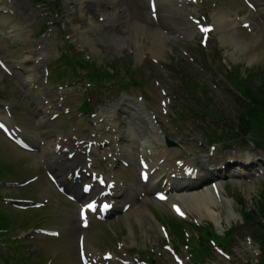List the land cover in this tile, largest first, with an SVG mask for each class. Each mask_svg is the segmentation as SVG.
Listing matches in <instances>:
<instances>
[{"label": "rangeland", "instance_id": "obj_1", "mask_svg": "<svg viewBox=\"0 0 264 264\" xmlns=\"http://www.w3.org/2000/svg\"><path fill=\"white\" fill-rule=\"evenodd\" d=\"M16 3V6L19 8V13H20V17L26 21H32V20H38L42 17V11L39 8H33V9H28L24 3V1L21 0H14ZM63 6L62 8L59 10L60 14L58 17L57 22L61 25L62 27V33L61 31L57 30V26H53L54 31V35L50 36L48 35V44L50 45L49 49L47 50V57L45 59V62H43L42 64H45L44 66L48 65L49 62L55 60L58 58V55H60L61 52V46L63 45V43L66 40L69 39H78V42L80 43L81 46V39H80V34L82 33L81 31H86L88 29V23L89 21H87V19H85L84 15L82 14V17H80V10H74V6L73 5H79L83 0H63ZM27 3V2H26ZM132 12V11H131ZM77 16H76V14ZM57 18V17H56ZM130 19V21L132 23H136V21L141 22L140 20H142V18L140 17L138 11L136 8H133V12L132 14L127 18ZM127 22L123 25H126ZM95 32L90 34L91 38H94V43L98 45V48H107L106 44H102V42H100V38L97 40V34L99 33H104V31H102L100 29L99 30H94ZM116 33L114 32V34L116 35H120L121 37H123V35H125L126 30H120L117 29L115 30ZM155 31V29H154ZM147 31L144 30H138L137 33V37L135 38L137 42L131 40H126L127 41V48H129L128 46L132 45H137L135 46L136 50H144V51H148L149 49L153 50L154 49V42L152 39L148 38L147 35ZM96 33V34H95ZM58 37V38H56ZM174 37H177L174 35ZM56 38V39H55ZM187 39V38H185ZM171 42L168 46L171 45V48L174 47V59L172 62L173 64H176L175 62L180 63L181 65H186L189 68H193L196 70V72L192 75V77L194 78V76H196V74L198 76H200L201 80H200V90H199V94L204 95L203 98H196L195 100V105H197L198 107H202L205 108L207 111L209 110V107L214 108V114L218 113V111H224L225 115H227L228 117H232L233 116V109L235 108L236 102L237 100L234 97V93L230 90L229 86L227 85H223L221 86V93L217 90L215 91L214 86H212L211 83V79L214 78V76L209 77L211 75H213L216 71L215 68L217 67L220 71H224L222 66V64H218L216 63L215 67L214 66H210V60H208V58L205 59L204 54L208 53V52H212L215 49L214 48H210L208 47L207 49L205 48L204 50H202L203 48L200 46L199 41L197 39H191L188 38V41H179L178 38H170ZM144 42V43H142ZM9 44V41L7 40V38L2 35L0 36V49L1 50H5L6 45ZM100 45V46H99ZM167 46V47H168ZM126 47V45L124 46V48ZM110 49H112L110 47ZM211 49V50H210ZM108 52H110V50L108 49ZM167 52V51H166ZM165 52V53H166ZM172 52V51H171ZM170 52V53H171ZM164 53V54H165ZM91 54V53H90ZM163 54V55H164ZM128 58L130 59V63H128L132 68H138V66L141 65V62H139V60L136 59V56H134L132 54L128 55ZM205 59L206 60V71L202 72L200 69V65H201V59ZM254 64H251V66H253ZM226 68V66H224ZM247 67V66H246ZM249 67V68H250ZM126 74V73H125ZM0 82L3 81L2 83H6V90L5 93L4 92H0V104L1 103H5L4 101L1 100V96L2 94H5V96L8 97V103H13L14 101H16V99L18 101H23L24 99L22 98L21 95H23V90L19 89V83L18 81L15 79L13 80L12 77H10L5 71L4 73L1 71L0 69ZM207 79H209L210 82L207 81ZM262 80H260L261 83ZM10 87H12V89H10ZM95 93V92H94ZM94 93H91L88 95V97L91 99V104L92 106H94L95 104L99 103L98 100H95L93 98ZM187 97V94H186ZM15 99V100H14ZM78 101L77 104L81 105V103L83 102V98L82 95H79L77 97ZM219 101V103H218ZM25 102V101H24ZM213 102V104H211ZM184 103L182 102V99H180L179 104ZM206 105H205V104ZM218 103V105H216ZM176 105L175 110L177 112H182L185 113V115L187 117H189V122H194L192 115L189 112H186V110L183 112L178 108V105ZM216 105V107H213V105ZM22 108H26L27 109V105H23L20 104L16 107L15 110L17 109H22ZM183 108V107H182ZM103 110V109H102ZM16 114V113H15ZM22 115H24V113L22 114H16V120L21 122V117ZM103 113L101 111L97 112V115L95 116V118L93 119V121H98L101 117H103ZM207 116V115H206ZM211 120V119H210ZM259 129L261 131L264 132V115L263 118H261L260 123L258 124ZM11 156V154H10ZM26 155H22L18 158V156L15 154L14 158H16V161L14 162V167L17 166V178H12L14 180H18L19 178H29L32 175H36L37 172H39L38 170L41 168L39 167H35L32 165H28L30 162V159L33 158V156H31V158L27 159V157H25ZM37 158V157H36ZM3 159V158H1ZM7 159V158H6ZM18 159V160H17ZM12 160V158H11ZM13 161V160H12ZM16 169V168H15ZM109 175H112V171L109 172ZM235 187L238 191H243L244 189L242 187H237V186H233ZM260 183L255 187V189H253L251 192L253 193V197H248L242 199L243 204L246 207H250V208H254V201L255 198L258 197L259 195V190H260ZM31 187H27V188H21V190L17 193L18 196H35V195H41L40 191H42L41 189H36L35 190H31ZM24 191V192H22ZM26 191H30V192H26ZM10 192H12L10 190ZM45 192V191H44ZM47 193V192H45ZM13 195H15V193H13ZM44 195V194H43ZM236 204L242 205L240 203H238V201H236ZM241 209V206L237 207L236 210L237 212ZM47 211L46 207H43L42 209H36V210H32L31 211H21L19 214V216L16 215H6L5 219H4V226L10 231L8 234V236H11L12 233H14V230L19 228H27L28 224L30 225H39L42 226L41 219H42V215L44 214V212ZM170 215H172L169 212ZM32 217H34L35 219H32ZM195 223H197L198 226L202 225V226H206L209 222L207 219L203 218V217H199L197 215H195ZM234 220H242V217H235L232 221ZM223 226H228L231 223L234 222H228L227 220H223ZM57 225H60V221H56ZM144 223L147 224V219H145ZM140 226L138 223H136L133 228H132V232L128 230V235L132 236L133 238L136 239V242H138V244H136L138 247H136L137 251H145L146 249H153L155 247H157V243L160 241L161 237L159 235V230H157L155 228V224H152V227H148L145 231H142L140 229ZM188 229V228H187ZM202 231V230H201ZM201 231H197L196 229L193 228H189L187 230V232L191 235L195 234V235H200ZM69 232V243L70 245H72V247H70L69 249H67L66 251H68L69 253L73 252V256H75L76 258H78L77 253H78V248L77 245L75 243L74 240V235ZM97 235H104L106 237H100L98 238L96 235H94L92 232L90 233L91 239L93 241H97V242H101L102 243H106V242H112V246L111 247H103L104 250H107L108 248H112L115 247L114 243H117L116 241H114L112 239L111 241V237L107 235V233L105 232V230L100 228H97V230L94 231ZM171 237L174 238H178V234L172 230V232L170 233ZM38 241V239H35L34 242L36 244V242ZM128 241V240H127ZM42 242V241H40ZM130 244H133L132 242H129ZM1 246V244H0ZM9 246L12 248L13 253L11 254V256H7V259H2L0 257V264H4L6 261L9 262L10 264H42L44 257H43V252H45L46 250V246H43L42 244H40L39 246L41 247V250H36L30 247L28 242H25V245L20 247L18 244H9ZM60 246H63L64 248L67 247L66 242H62ZM3 247V244L2 246ZM184 248V246H181ZM101 248V246H100ZM169 255H165L166 258H168ZM169 259V258H168ZM61 261H63L62 258H60ZM170 260V259H169Z\"/></svg>", "mask_w": 264, "mask_h": 264}, {"label": "bare ground", "instance_id": "obj_2", "mask_svg": "<svg viewBox=\"0 0 264 264\" xmlns=\"http://www.w3.org/2000/svg\"><path fill=\"white\" fill-rule=\"evenodd\" d=\"M168 3L173 4L174 6H179L181 3V0H157L158 12H161V13L164 12V10L167 8ZM191 4L186 3L185 5V2H182V5L186 6L187 8H189ZM214 15H215L214 18L216 22V25H215L216 29L220 28L219 19H221V17H224V18L226 17V21L229 18V15H226V14L225 15L223 14L222 16H220L217 13H215ZM85 19L88 20L87 17ZM89 25L90 26L94 25L91 19H90ZM94 26L98 27V25L96 24ZM142 28H144V26H142L139 21H137L136 23L129 24L127 29L130 31L131 35H133V37H131L133 41L137 42L135 39L137 37L136 32L138 30H142ZM148 31H149L147 32L148 38L153 40L154 45L156 44L158 46L164 47V45L168 42V40H166V37L160 31L157 32L156 30L154 31L152 29H148ZM188 31H192V29L188 28ZM114 38L119 40V37H116L115 35L111 39H114ZM232 43L235 47H238L241 51L244 49L242 47L243 43H240L238 41L237 42L232 41ZM32 75L33 73L30 72L29 76L31 78H33ZM44 107L45 108L42 113V117L45 115H50V114L52 115L54 112L58 111V110L52 111L48 106H44ZM136 112L137 110H134L130 112V115L134 114L133 119L135 121V124L138 126L140 130V140L143 142V152H145V154L147 155L150 163L152 164V167L157 166V168L159 169L158 174H162L168 170H171V173L175 172L178 174H182V173H179V171H181V168H179L176 164H174L173 162L169 160V157L174 155L176 153V150L170 151L167 148H165L164 140H161L162 134L160 133L159 135L156 132L154 126L150 125L149 132L142 130L141 122L138 121L139 120L138 117H140V115H138ZM112 120L113 121L111 122V128L114 129L115 134L117 136L123 135L124 132L120 129L121 121L119 119H115V117ZM57 144H62V143L61 142L55 143V145ZM51 148L52 146L50 145V143H48L47 146L43 147L44 151H46L47 156H52L56 154L53 150L52 151L50 150ZM159 155L160 157H166L165 158L166 161L164 162L163 165L160 163ZM32 161L35 162V160H32ZM76 161H81V159L78 158ZM187 161L194 162L197 165L198 164L206 165V161H203L202 159H198V161H194V159L188 158ZM66 180L67 179L65 178L64 181ZM223 192H224V188H221L216 193H214L211 187L210 188L207 187L202 192L197 193L194 191V192H189L188 195H182L180 197H177L175 198V201L178 200L179 202H181L182 206L185 208L186 211H189L191 208H198L197 212L201 213L203 216L209 217V219H213L218 224H220V220L223 219V215H225L228 219H231L233 217L231 202L225 197V194H223ZM220 205L221 206L223 205L224 209L222 210V212H217L214 206H220ZM136 211H139V209L137 208ZM85 244H86V249L89 255H91L92 258H98L99 253L90 244H87L86 242Z\"/></svg>", "mask_w": 264, "mask_h": 264}, {"label": "trees", "instance_id": "obj_3", "mask_svg": "<svg viewBox=\"0 0 264 264\" xmlns=\"http://www.w3.org/2000/svg\"><path fill=\"white\" fill-rule=\"evenodd\" d=\"M262 214H264V209L261 212ZM262 241H263V248H264V234L262 236ZM262 262L264 263V250H263V254H262Z\"/></svg>", "mask_w": 264, "mask_h": 264}, {"label": "snow or ice", "instance_id": "obj_4", "mask_svg": "<svg viewBox=\"0 0 264 264\" xmlns=\"http://www.w3.org/2000/svg\"><path fill=\"white\" fill-rule=\"evenodd\" d=\"M202 30H203V31H208V29H206V28H205V29H202Z\"/></svg>", "mask_w": 264, "mask_h": 264}]
</instances>
